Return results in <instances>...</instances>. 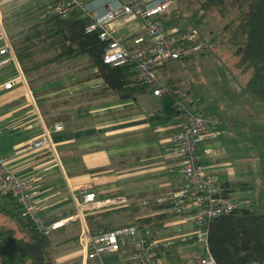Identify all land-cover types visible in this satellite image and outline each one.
Here are the masks:
<instances>
[{
	"label": "crops",
	"instance_id": "crops-1",
	"mask_svg": "<svg viewBox=\"0 0 264 264\" xmlns=\"http://www.w3.org/2000/svg\"><path fill=\"white\" fill-rule=\"evenodd\" d=\"M24 7L0 11L8 31V21L17 22ZM141 25L140 20H133L123 32L134 36L142 32ZM78 59L54 64L50 72H41L32 82L27 81L17 60L0 64V155L13 173L34 177L39 212L47 222L62 220L73 212L69 188L82 185L93 190L97 197L118 194L125 197V204L89 213L100 222L118 226L136 221L138 215L154 212L156 208L133 215L128 208L121 210L127 214L121 223L108 220L115 211L101 216L104 211L127 207L132 202L137 204L139 198L171 189L179 182L180 166L173 134L180 125V115L171 106L169 94L156 96L146 89L125 97L113 94L100 77H88L90 69H80L86 58ZM184 61L178 59L164 65L159 72L171 82L184 80L181 71ZM8 81L10 86L4 87ZM196 98L200 112L221 119L220 124L213 126L215 137L204 136L197 143L199 153L205 148L212 150L201 159L203 169L215 176L221 188L233 192L239 199L238 207L252 209L250 203L259 192L249 180L261 177L264 181V119L255 118L253 111L237 103L232 108L236 115L232 119L206 108ZM55 123L60 124V129H53ZM44 128L50 132L53 152L31 145ZM260 197L264 199V184ZM19 215L13 198L0 195V229H16L14 217ZM70 222L73 224L69 234L57 242L76 238L73 229L78 224ZM192 228L191 223H176L166 231L177 235ZM73 247L79 256L78 246ZM207 252V245L202 243L177 242L169 246L156 264H170L168 255L180 256L183 264L187 255H192L197 264L198 258ZM63 256L59 252L55 262L59 264Z\"/></svg>",
	"mask_w": 264,
	"mask_h": 264
},
{
	"label": "built area",
	"instance_id": "built-area-1",
	"mask_svg": "<svg viewBox=\"0 0 264 264\" xmlns=\"http://www.w3.org/2000/svg\"><path fill=\"white\" fill-rule=\"evenodd\" d=\"M45 10L65 16L76 9L91 22L85 31L98 28V36L106 41L102 61L110 65L134 62V80L146 86L153 95L169 94L171 106L178 111L181 122L173 134L174 148L180 166V180L171 189L139 198L141 206H159L154 212L140 214L133 223L92 229L86 214L107 206L125 204L121 194L97 197L90 188L82 185L69 188L73 212L62 220L47 222L39 212L33 189L32 175H19L9 170L0 155V195L9 194L35 228L44 235L62 223L78 224V264H156L167 253L169 246L190 240L206 246V219L225 214L239 206V199L229 190L221 188L213 174L205 172L201 159L212 153L210 148L199 153L198 141L216 135L214 125L221 119L197 109V98L192 96L186 81L171 82L159 72L160 67L173 63L198 49L195 42L197 29L181 30L165 25L176 8L177 0H45ZM140 20L142 32L129 37L123 32L131 21ZM0 64L13 60L15 54L3 28L0 13ZM20 73V70H19ZM21 75V74H20ZM22 78V75H21ZM10 81L3 84L9 87ZM53 129H60L55 123ZM49 130L43 129L31 145L43 146L53 152ZM162 214L161 217L155 215ZM152 219H146L152 217ZM146 219V220H145ZM176 223H191L193 228L177 235L166 229ZM197 264H215L207 252ZM251 264H258L252 262Z\"/></svg>",
	"mask_w": 264,
	"mask_h": 264
},
{
	"label": "trees",
	"instance_id": "trees-1",
	"mask_svg": "<svg viewBox=\"0 0 264 264\" xmlns=\"http://www.w3.org/2000/svg\"><path fill=\"white\" fill-rule=\"evenodd\" d=\"M211 8L216 9L222 18L230 13L221 31L226 41L234 46L236 68L240 72L250 71L244 82L245 90L264 103V0H201L189 13L190 26L199 27L206 11ZM177 9L171 11L165 25L174 23L172 20L177 17ZM27 14L25 11L24 17ZM90 22L76 9L69 10L65 16L47 10L43 18L9 32L11 47L27 81L39 78L43 71L50 72L54 64L84 56L86 63L80 69H90L88 77H100L113 94L125 97L145 90V85L134 80V62L110 65L102 61L106 41L99 38L98 28L85 31ZM191 56L183 58L187 60ZM2 196L11 197L9 194ZM151 207L159 206H139L132 202L127 207L102 212L101 218L113 211L128 208L133 215ZM17 208L20 210L18 205ZM14 219L16 229H0V264H8L12 250L26 264H58L52 255L49 235L40 233L21 213ZM86 220L93 229L115 227L100 222L89 213ZM133 222L135 220L128 223ZM203 228L206 230L207 251L215 264H264V214L248 207H236L228 213L206 219ZM17 230L19 234H16ZM167 258L170 264L184 262L178 255H168ZM75 264H78L77 260Z\"/></svg>",
	"mask_w": 264,
	"mask_h": 264
},
{
	"label": "rangeland",
	"instance_id": "rangeland-1",
	"mask_svg": "<svg viewBox=\"0 0 264 264\" xmlns=\"http://www.w3.org/2000/svg\"><path fill=\"white\" fill-rule=\"evenodd\" d=\"M200 2L201 0H177V17L176 19L173 17L174 23L171 22V25L176 28L190 29L192 26H190L188 19L189 13L195 10ZM45 3V0H0V11L3 9L7 12L11 7L21 10L22 6H26L24 10L28 12L25 17L19 16L15 23L8 21L7 25L10 31L4 27L3 18H1L6 33L9 34V32L24 28L43 18L44 12L47 11L45 10ZM230 16L228 13L222 18L214 8L206 11L201 24L196 28L198 38L195 42L199 47L191 53L190 58L181 63L182 75L190 94L201 99L200 103L206 108L224 113L225 116L228 115L233 119L236 115H234L232 108L234 103H237L243 107L246 106L249 112L253 111L255 118L264 119V103L244 88V82L250 71L240 72L236 68L237 57L233 54L234 46L226 41V37L221 31L222 26ZM201 44H205V46L201 47ZM78 58L81 60V57ZM249 182L252 183L255 191L259 192L256 198L254 196V201L250 203L251 208L256 213L264 214V199L260 197L264 181L261 177H257L253 178L252 181L249 180ZM126 215L123 211H115L113 214L110 213L107 218L113 223H121L125 221ZM72 224L73 222H70L49 234L53 257H57L59 252L64 253L59 264H75L79 258L78 254L76 255L74 252L75 247H73V245H77V225L73 229L75 239L66 238L70 241L57 242L69 234V228ZM9 264H26V261L21 262L12 250L9 256ZM185 264H194V257L187 255Z\"/></svg>",
	"mask_w": 264,
	"mask_h": 264
}]
</instances>
